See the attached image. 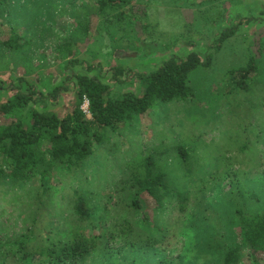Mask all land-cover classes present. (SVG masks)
<instances>
[{"label": "trees", "instance_id": "16d2710c", "mask_svg": "<svg viewBox=\"0 0 264 264\" xmlns=\"http://www.w3.org/2000/svg\"><path fill=\"white\" fill-rule=\"evenodd\" d=\"M130 4L131 0H99V13L123 14ZM237 32L235 27L224 30L214 53L220 52L224 42ZM33 38L27 39L12 29L9 39L1 43L0 69L31 68L26 65L28 56L38 48ZM73 45V41L66 40L62 48L76 58ZM212 64V56L203 59L193 53L182 59L173 57L151 73L119 68L113 72L114 79L126 77L131 83L143 84L139 93L119 95L113 86L93 74L95 65L78 59L67 63V79L49 88L47 95L27 75L16 77L9 85L0 82V93L13 94L0 101V193L7 197L0 220L10 208L24 213L27 206L21 233L8 253L13 251L11 256H19V264L32 259L42 264L83 262L99 247V237L89 230L99 228L101 234L121 240L135 234L132 216L119 221L110 205L113 200L114 205L126 204L132 215L141 217L147 225L151 216L145 203L161 209L173 200L179 212L185 214L191 201L186 186L206 189L215 178L206 169L217 159L212 157L206 162L200 154L205 136L210 134L205 122L221 116L207 115L209 104L206 109L200 103L209 101L193 83L196 71ZM78 66L80 72L75 71ZM228 78L225 94L229 102L240 96L250 97L253 102L264 98V68L256 57L230 71ZM67 95H72L68 107H58ZM85 101L89 103L88 113L83 110ZM260 105L264 107V103ZM258 109L251 104L249 111ZM174 111L182 113L186 123L182 120L185 131L171 136L168 122ZM190 125L193 129L186 128ZM218 126L213 129L217 134L221 133ZM254 128L249 124L241 133L229 130L220 148L228 149L237 163L244 164L248 155L264 148L260 133L253 141ZM242 133L244 139L240 140ZM260 152L252 159L255 171L264 170V153ZM246 194L251 201H259L254 191ZM69 219L73 229L63 231L60 227ZM227 222L234 240L223 247V264H264V211L253 214L238 204ZM154 227L162 237H144L143 246L167 248L165 230ZM7 244L11 245L10 241L0 235L1 258Z\"/></svg>", "mask_w": 264, "mask_h": 264}, {"label": "rangeland", "instance_id": "374dc122", "mask_svg": "<svg viewBox=\"0 0 264 264\" xmlns=\"http://www.w3.org/2000/svg\"><path fill=\"white\" fill-rule=\"evenodd\" d=\"M98 1L0 0V54L1 43L9 39L12 29L26 35L27 39L35 37L38 46L28 56L26 65L31 68L0 69V82L9 85L16 77L27 75L28 80L47 95L49 88L67 79V63L78 59L95 65L97 69L93 74L113 86L117 95L139 93L143 84L131 83L126 77L114 79V70L151 73L173 57L182 59L196 53L203 59L213 57L212 66L196 71L194 78L197 92L209 101L200 104L206 109L209 104L207 115L221 117L205 122L210 134L205 136L204 151L200 154L205 156L206 162L212 157L217 159L206 169L213 172L215 178L206 189L186 186L185 191L191 198L187 212L181 214L173 200L161 209L145 203L151 216L147 225L141 217L133 216L126 204L114 205L113 200L110 205L119 221L132 216L135 234L121 240L101 234L99 228L89 230L88 233L99 237V247L79 264H223V247L234 240L227 221L237 205L253 214L264 211V170L255 171L256 164L252 161L255 153H264V148L248 155L244 164L237 163L228 149L220 148L229 137V130L241 133L249 124L255 126L251 131L254 142L258 133L264 136V107L260 105L264 98L253 102L250 97L240 96L237 101L229 102L225 94L229 72L246 66L251 57H256L264 68V0H131L123 14L108 11L104 15L99 13ZM249 20L253 22L248 23ZM234 27L238 29L237 34L224 42L220 52L214 53L221 33ZM85 29H89L88 33ZM66 40L75 43L76 58L62 48ZM81 70L79 66L75 68L76 72ZM8 94L13 95L11 91L1 92L0 101L7 99ZM71 98L72 95L62 98L58 107L67 108ZM251 104L259 109L249 111ZM155 113L151 117L154 118ZM185 119L180 112L172 113L168 122L171 136L185 131L181 126L183 121L186 123ZM144 123L150 125L146 120ZM217 126L221 133L213 132ZM239 139H244L243 133ZM213 147L217 150L213 151ZM247 191H254L259 201H251ZM244 192V197L239 196ZM6 198L0 193V213ZM26 207L24 213L10 208L0 220V235L11 243L7 244L3 258L0 257V264L21 262L19 256L10 255L13 251L8 253V248L14 246L21 233L22 220L27 217ZM200 209L207 214H201ZM69 221L62 223L63 231L73 229ZM155 225L165 230V249L143 246L144 237H162ZM24 263L42 264V261L32 259Z\"/></svg>", "mask_w": 264, "mask_h": 264}, {"label": "built area", "instance_id": "2783aa9c", "mask_svg": "<svg viewBox=\"0 0 264 264\" xmlns=\"http://www.w3.org/2000/svg\"><path fill=\"white\" fill-rule=\"evenodd\" d=\"M83 110H84L85 113H88V110H89V103H88V101H85V104L83 106Z\"/></svg>", "mask_w": 264, "mask_h": 264}]
</instances>
